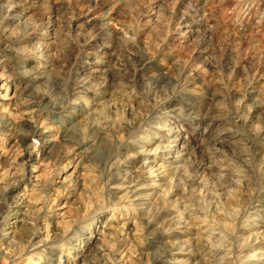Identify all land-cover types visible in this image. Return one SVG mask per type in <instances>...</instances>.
I'll use <instances>...</instances> for the list:
<instances>
[{
    "label": "clouds",
    "instance_id": "clouds-1",
    "mask_svg": "<svg viewBox=\"0 0 264 264\" xmlns=\"http://www.w3.org/2000/svg\"><path fill=\"white\" fill-rule=\"evenodd\" d=\"M0 264H264V0H0Z\"/></svg>",
    "mask_w": 264,
    "mask_h": 264
}]
</instances>
